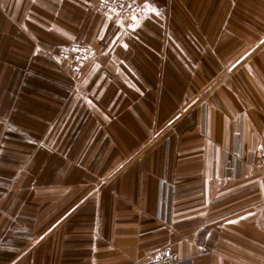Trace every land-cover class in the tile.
I'll return each instance as SVG.
<instances>
[{
  "label": "crops",
  "instance_id": "obj_1",
  "mask_svg": "<svg viewBox=\"0 0 264 264\" xmlns=\"http://www.w3.org/2000/svg\"><path fill=\"white\" fill-rule=\"evenodd\" d=\"M135 1L0 0V264H264V0Z\"/></svg>",
  "mask_w": 264,
  "mask_h": 264
},
{
  "label": "built area",
  "instance_id": "obj_2",
  "mask_svg": "<svg viewBox=\"0 0 264 264\" xmlns=\"http://www.w3.org/2000/svg\"><path fill=\"white\" fill-rule=\"evenodd\" d=\"M96 6L105 13H113L126 19L137 17L140 12V5L135 0H97ZM107 44L105 39H95L91 42H76L67 47L61 48L59 57L68 62L71 72L75 75L83 73V66L89 60L95 58L100 49ZM258 161L264 168V152L258 156ZM183 260H178L170 253H161L152 259L140 264H182Z\"/></svg>",
  "mask_w": 264,
  "mask_h": 264
},
{
  "label": "snow or ice",
  "instance_id": "obj_3",
  "mask_svg": "<svg viewBox=\"0 0 264 264\" xmlns=\"http://www.w3.org/2000/svg\"><path fill=\"white\" fill-rule=\"evenodd\" d=\"M145 8H146L147 10L151 11V12H155L157 15L159 14L158 12H156V9L151 8V7L147 4V0H146ZM132 19H133V20H136V17L133 16ZM125 47H126V45H125Z\"/></svg>",
  "mask_w": 264,
  "mask_h": 264
}]
</instances>
